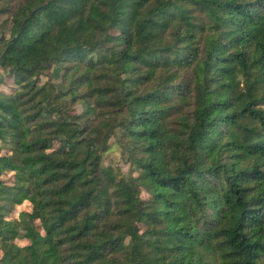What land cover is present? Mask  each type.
<instances>
[{"label":"trees","instance_id":"obj_1","mask_svg":"<svg viewBox=\"0 0 264 264\" xmlns=\"http://www.w3.org/2000/svg\"><path fill=\"white\" fill-rule=\"evenodd\" d=\"M0 4V264H264V0Z\"/></svg>","mask_w":264,"mask_h":264},{"label":"rangeland","instance_id":"obj_2","mask_svg":"<svg viewBox=\"0 0 264 264\" xmlns=\"http://www.w3.org/2000/svg\"><path fill=\"white\" fill-rule=\"evenodd\" d=\"M13 6V4H11ZM1 6V4H0ZM8 17L6 15L0 14V35L7 37L8 35V29H9V23H8ZM0 76H3L4 80L0 84V90L4 92H11L12 88H14L13 85V79L12 77H9L6 75V72L0 69ZM48 76V77H47ZM51 70H47L43 73V75L39 76V85H43L48 81V78H50ZM52 83L54 84H60L61 81L59 79H54L51 77ZM63 84V83H62ZM86 102L83 100H80L72 107V113L75 114H81L84 112ZM102 164L104 166H112L114 168H119L124 174V176H137V173H135L134 168L129 165L125 161V157L122 155L120 146L117 144L116 139L112 138L109 141V149L103 153L102 155ZM2 179L5 181H11V174H7L5 176H2ZM143 197L146 196L144 193H142ZM26 205H19L15 206L12 209V213L9 215L10 218L16 216L21 210H26ZM19 245H25L27 242L23 239L17 241Z\"/></svg>","mask_w":264,"mask_h":264}]
</instances>
